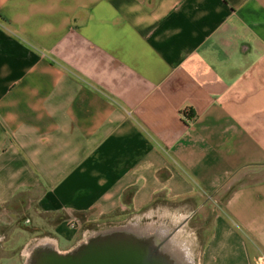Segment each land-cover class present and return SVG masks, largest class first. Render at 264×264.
I'll use <instances>...</instances> for the list:
<instances>
[{
	"label": "crops",
	"instance_id": "crops-1",
	"mask_svg": "<svg viewBox=\"0 0 264 264\" xmlns=\"http://www.w3.org/2000/svg\"><path fill=\"white\" fill-rule=\"evenodd\" d=\"M226 189L202 264H264V0H0V247Z\"/></svg>",
	"mask_w": 264,
	"mask_h": 264
},
{
	"label": "rangeland",
	"instance_id": "rangeland-1",
	"mask_svg": "<svg viewBox=\"0 0 264 264\" xmlns=\"http://www.w3.org/2000/svg\"><path fill=\"white\" fill-rule=\"evenodd\" d=\"M230 192L231 189L223 190L216 197L209 200L205 207H198V204L205 200V197L201 196L198 197L195 206L190 205L187 207L181 206V203H170L159 198L139 213H136L132 208L125 205L116 213L108 215L96 223H88L87 216H85L82 218V226L79 231V237L81 239H79L81 241L105 227L124 225L130 221L135 222L137 219L143 224L155 223L156 225L157 222L155 221H158L160 225L166 226L168 230L173 229L185 219V224L179 229L180 232L178 231L174 238L179 245L187 248L188 253L192 255L196 264H202L204 261L203 258H205L203 256V248L213 234L214 215L219 210L217 204L222 205ZM23 207L16 205L13 212L7 218L11 220L9 221L10 223H6L4 232L6 240L0 247V264H25L27 256L30 253V246L52 236L51 229L53 220L44 222V225L40 227L35 210H29V208ZM196 209L198 210L193 213ZM144 213H151L152 215L151 217H147L143 215ZM26 215H30L32 226L22 223L21 220ZM83 231H85L84 236Z\"/></svg>",
	"mask_w": 264,
	"mask_h": 264
},
{
	"label": "water",
	"instance_id": "water-1",
	"mask_svg": "<svg viewBox=\"0 0 264 264\" xmlns=\"http://www.w3.org/2000/svg\"><path fill=\"white\" fill-rule=\"evenodd\" d=\"M185 222L171 230L159 222L109 226L65 251L50 241L37 243L25 264H196L174 239Z\"/></svg>",
	"mask_w": 264,
	"mask_h": 264
},
{
	"label": "flooded vegetation",
	"instance_id": "flooded-vegetation-1",
	"mask_svg": "<svg viewBox=\"0 0 264 264\" xmlns=\"http://www.w3.org/2000/svg\"><path fill=\"white\" fill-rule=\"evenodd\" d=\"M21 221H22L23 224H27L28 226H32V221H31V219L29 218V216H25V217H23V219H22ZM179 232H180V231H179ZM0 242H1V240H0ZM33 246H34V245H33ZM33 246H30V247L32 248Z\"/></svg>",
	"mask_w": 264,
	"mask_h": 264
},
{
	"label": "bare ground",
	"instance_id": "bare-ground-1",
	"mask_svg": "<svg viewBox=\"0 0 264 264\" xmlns=\"http://www.w3.org/2000/svg\"><path fill=\"white\" fill-rule=\"evenodd\" d=\"M163 214H165V213H163ZM185 219H183V221H184ZM131 224H137L138 222H130ZM177 234V233H176ZM175 237H176V235H175ZM175 239V238H174ZM47 241H50V242H53L55 245H56V242L54 241V240H51V239H45V240H43V241H40L39 243H44V242H47ZM176 241V240H175ZM180 246H182V245H180ZM184 246V245H183ZM184 250H186V251H188L187 250V248H185L184 247ZM190 254V253H189Z\"/></svg>",
	"mask_w": 264,
	"mask_h": 264
}]
</instances>
